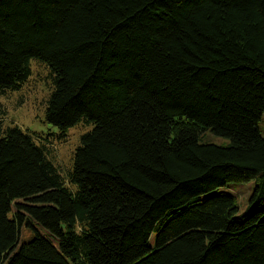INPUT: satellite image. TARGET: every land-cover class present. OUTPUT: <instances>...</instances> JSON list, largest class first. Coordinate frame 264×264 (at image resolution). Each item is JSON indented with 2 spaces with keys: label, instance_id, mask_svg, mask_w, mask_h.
I'll use <instances>...</instances> for the list:
<instances>
[{
  "label": "trees",
  "instance_id": "1",
  "mask_svg": "<svg viewBox=\"0 0 264 264\" xmlns=\"http://www.w3.org/2000/svg\"><path fill=\"white\" fill-rule=\"evenodd\" d=\"M32 59L93 129L63 176L0 121V264H264V0H0V95Z\"/></svg>",
  "mask_w": 264,
  "mask_h": 264
},
{
  "label": "rangeland",
  "instance_id": "2",
  "mask_svg": "<svg viewBox=\"0 0 264 264\" xmlns=\"http://www.w3.org/2000/svg\"><path fill=\"white\" fill-rule=\"evenodd\" d=\"M31 66L32 75L27 82L16 90L0 95V121L4 129L19 127L35 136L38 141L42 138L43 145L49 149V158L58 167L60 173L66 176L72 169L74 154L80 144L81 136L91 131L93 126L84 122L79 123L78 126L69 130L67 138L60 139L59 128L49 124L45 118L48 101L54 90L51 69L37 59L31 60ZM260 129L264 136V115L260 122ZM203 138L207 142L218 145L229 143V140L217 137L210 131ZM254 187L255 181L252 180L230 183L225 188L227 193L237 198L240 213L245 212L249 206ZM40 230L45 233L42 229ZM35 235L32 229L25 227L22 230L19 247L31 241Z\"/></svg>",
  "mask_w": 264,
  "mask_h": 264
}]
</instances>
